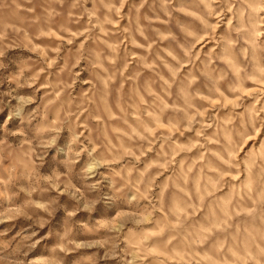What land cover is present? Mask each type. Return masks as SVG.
<instances>
[{"label":"rangeland","instance_id":"1","mask_svg":"<svg viewBox=\"0 0 264 264\" xmlns=\"http://www.w3.org/2000/svg\"><path fill=\"white\" fill-rule=\"evenodd\" d=\"M0 264H264V0H0Z\"/></svg>","mask_w":264,"mask_h":264}]
</instances>
